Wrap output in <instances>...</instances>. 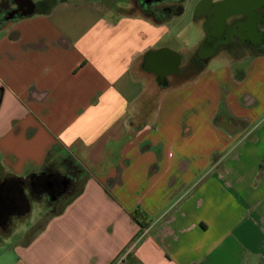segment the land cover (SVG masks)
Returning a JSON list of instances; mask_svg holds the SVG:
<instances>
[{
    "label": "crops",
    "instance_id": "0c3cea01",
    "mask_svg": "<svg viewBox=\"0 0 264 264\" xmlns=\"http://www.w3.org/2000/svg\"><path fill=\"white\" fill-rule=\"evenodd\" d=\"M218 1H204L206 14L197 8L204 26L218 6L243 7L221 13L220 27L238 13L264 16V0ZM181 13L155 18L136 0H53L0 25L3 205L12 201L7 181L46 168L63 174L64 158L84 170L78 193L18 234L10 263L0 250V264H264V47L233 58L215 51L192 65L198 44L176 41L179 69H188L161 85L142 69L143 56L171 46L162 44L166 22ZM258 22L244 26L262 33ZM217 57L224 63L211 69ZM242 58L246 68H235ZM186 76L168 88V77ZM203 103L212 109L199 122ZM220 107L237 132L216 126ZM215 131L226 137L225 152L199 154ZM29 209L27 202L10 221Z\"/></svg>",
    "mask_w": 264,
    "mask_h": 264
},
{
    "label": "flooded vegetation",
    "instance_id": "af4514ba",
    "mask_svg": "<svg viewBox=\"0 0 264 264\" xmlns=\"http://www.w3.org/2000/svg\"><path fill=\"white\" fill-rule=\"evenodd\" d=\"M53 0H32L34 4V10L41 9L50 4ZM147 6L149 10L156 15H161L173 7L176 6L174 0H147ZM137 6V3H136ZM27 7L22 0H0V21L4 23L5 17H7L11 12H14V17L16 19L19 17L22 10H25ZM226 8V9H225ZM223 9H216L213 7V16L215 20L211 22L208 26L206 23V31L204 37L199 41L196 51L192 54L188 63L192 65H199L206 57L212 52L225 51L228 54L240 56L244 53L257 52L261 49V46L264 47V32H258L252 29V26H244L245 23H254L257 20L262 28H264V16L262 18L249 15L247 18L241 14H235L232 16L231 21L220 27V24L217 22V15L223 12H232L240 11L243 9L241 6H236L235 8H230V5H226ZM210 10V9H209ZM207 6L205 3L202 4L200 12L206 14ZM261 19V20H259ZM247 21V22H246ZM257 23V24H258ZM188 69V65L181 66L180 72L182 74ZM174 75V74H173ZM175 76V75H174ZM42 176H34L29 181H20L15 182L7 181L3 188L6 190L9 195L12 197L11 203H8L6 206L5 212L1 215L2 224L7 225L10 221L11 215L22 211L27 206V202L32 194L43 192V195L55 193L56 197L62 196L65 193V188L68 186L65 185L64 181L61 183H56L53 185L50 181L44 183ZM51 192V193H50ZM36 193V194H37ZM45 196V195H44Z\"/></svg>",
    "mask_w": 264,
    "mask_h": 264
},
{
    "label": "rangeland",
    "instance_id": "374dc122",
    "mask_svg": "<svg viewBox=\"0 0 264 264\" xmlns=\"http://www.w3.org/2000/svg\"><path fill=\"white\" fill-rule=\"evenodd\" d=\"M182 5H183L182 13L179 15H174L169 20H167V22H166V24H167L166 25L167 26L166 36H165V40L162 42V44L171 45L170 47L169 46H163V48H168V49L175 51L177 53H180V52H179V44H177L176 41H181V42L186 43L187 45H194L196 47V45L198 44L197 41L199 39L201 40L205 35L204 22L201 20H197L195 17L196 12H197V8L202 5V0H183ZM233 57H235V55L229 54V58H233ZM217 58L218 59H216V60H218L219 62L218 61L216 62V60L211 62V65H210L211 69L218 67L219 64L224 63V62L220 61L219 57H217ZM222 58H225V57L223 56ZM248 62H249V58H242L241 61H239V62L235 61L232 63H235L234 64L235 68L238 66H241L244 69V68H246V65H248ZM191 73H193V72H191ZM190 77L191 76H189V77L186 76L183 79H181L180 77L176 78V79H174L173 77H168V79H167L169 82L168 88L179 85L180 83L184 82L185 79H188ZM206 83H207V81H206ZM263 87H264V84H262L260 91H258V96L260 97L261 101H264V89H263ZM216 90L217 89H216V85H215V88H214V91L216 92L215 96H217ZM206 91H207V86L205 85L204 88H202L201 96L205 95ZM178 95H179L178 99L175 102H177V101L179 102L181 100V95H183V94L179 93ZM201 96L199 97V99L201 98ZM247 100H248V98L246 99V101ZM190 103H191V99H188L184 103V105L185 104L190 105ZM203 105L205 106V109H202V110L200 109L199 113L196 117V119H198L199 122L202 121L203 117H205L206 111L212 109V104L210 105L207 103H203ZM185 109H187V106H185L184 112H185ZM219 110L220 111L216 114V116L214 118L216 126L222 128V129H225L227 131H231L232 133L237 132L238 131L237 120L230 117L229 113L224 111V108L220 107ZM184 112H181L178 114L179 115V122H180V119L182 117V113L184 114ZM185 115H187V114H185ZM175 122H176V119L173 120L171 123L174 124ZM188 122L189 123L191 122V116H190V120H188ZM225 130H223V131H225ZM165 131L170 132L172 130L166 129ZM243 132H245V131H242V133ZM225 139H226V137L223 134L215 131L214 136L211 139L213 141V143H209V145H207V146L204 145L206 147H204L203 145H199L197 147V151L201 155L204 152H206L207 149H209L208 151L225 152V150L222 148L223 145L225 144V142H224ZM238 139H239V137L237 136L234 143L230 145L227 153L231 152L232 149L235 146H237ZM210 148H212V150ZM216 157L217 156H215V158ZM69 191H70V189H66V192L64 194H62V196L55 198L53 203L49 202L47 197L44 195L41 197L39 195V196H37V198L34 194H32L30 196L29 201H28L29 206H30L29 211L25 212V213L23 212L24 214H22L21 218H18V219L13 218L11 221H9L8 225L3 230L5 234L0 232V245H1L0 250L1 251L6 250L7 258H8L7 263L11 262L10 261L11 255L8 252L10 251V248H12L11 246L15 243L16 238L19 239L18 234H20L22 232H24L23 234H25V232L27 230H29V228L31 226H32V228L34 227V229H36L40 225L39 223H42L43 220L45 219V217L50 212H52V211L54 212V211L59 210L60 207L63 205V203L68 199L67 196L69 195ZM24 209L22 211H24ZM35 222H38V223H35ZM34 223H35V225L33 226ZM10 234H12V235H10Z\"/></svg>",
    "mask_w": 264,
    "mask_h": 264
},
{
    "label": "trees",
    "instance_id": "16d2710c",
    "mask_svg": "<svg viewBox=\"0 0 264 264\" xmlns=\"http://www.w3.org/2000/svg\"><path fill=\"white\" fill-rule=\"evenodd\" d=\"M174 1L176 2V6L173 7L171 10H169V11H167L161 15L168 17L171 14L182 12L183 0H174ZM136 3H137L138 8L141 11H143L145 14L152 15L155 18L161 17L160 15L153 14L149 10V8L146 4L147 0H136ZM63 162H64L63 163L64 168H65V172L63 174H59V173L54 172L53 170H51L49 168H46V169L38 172V174H36V175L42 176V178L45 181L44 183L50 181L53 185H55L56 183H61L62 181H64L65 185L68 186L67 188H65V192H66V189H70L69 195L67 196V198H69V197L75 195L76 193H78V191L80 190V184L82 181V177L84 175V170L79 165H77L75 162H73V160H71L70 158H64ZM36 193L34 194L36 196V198L39 195H40V197L43 196V192H40L37 194ZM44 195L47 197L48 201L51 203H53V201L55 200V198H53L54 196H56L55 193H51L49 195H47L45 193ZM132 215L142 226L149 224V218L142 210L134 209L132 211Z\"/></svg>",
    "mask_w": 264,
    "mask_h": 264
},
{
    "label": "water",
    "instance_id": "95a60500",
    "mask_svg": "<svg viewBox=\"0 0 264 264\" xmlns=\"http://www.w3.org/2000/svg\"><path fill=\"white\" fill-rule=\"evenodd\" d=\"M18 1V0H15ZM26 9L22 10L19 16H26L34 11V4L32 0H22ZM204 3L205 0H202ZM225 0H219L218 5L223 4ZM219 9H223V6H218ZM178 14V13H177ZM223 14L217 15V22L220 24ZM14 17V12H11L5 20H10ZM2 22L0 21V25ZM181 56L168 48H159L156 50H150L143 56L142 69L147 72H151L157 76V81L161 85H166V76L173 75L180 71ZM6 207L3 205V200L0 197V216L5 212Z\"/></svg>",
    "mask_w": 264,
    "mask_h": 264
}]
</instances>
